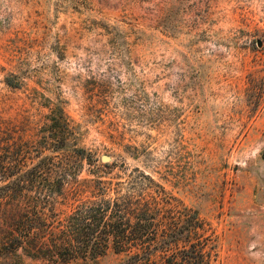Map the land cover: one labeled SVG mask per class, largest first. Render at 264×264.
<instances>
[{
	"label": "rangeland",
	"instance_id": "374dc122",
	"mask_svg": "<svg viewBox=\"0 0 264 264\" xmlns=\"http://www.w3.org/2000/svg\"><path fill=\"white\" fill-rule=\"evenodd\" d=\"M13 140L17 170L86 159L51 251L0 264H264V0H0ZM28 204L0 198L1 243Z\"/></svg>",
	"mask_w": 264,
	"mask_h": 264
},
{
	"label": "trees",
	"instance_id": "16d2710c",
	"mask_svg": "<svg viewBox=\"0 0 264 264\" xmlns=\"http://www.w3.org/2000/svg\"><path fill=\"white\" fill-rule=\"evenodd\" d=\"M54 120L64 124L67 130L64 139H54L57 149L67 145L72 131L62 113L56 115ZM21 147L16 140L6 146L0 144V198L9 205L18 206L24 201L29 203V208L24 213H19L5 230L6 240L0 242V246L7 252H12L26 242L29 255L45 256L52 248L48 238L54 217L53 205L62 197L66 187L76 181L86 159L85 150L74 147L67 157L54 160L53 167L42 172L36 166L27 170L15 168L14 165L20 163L16 149ZM22 159L26 157L21 156Z\"/></svg>",
	"mask_w": 264,
	"mask_h": 264
},
{
	"label": "water",
	"instance_id": "95a60500",
	"mask_svg": "<svg viewBox=\"0 0 264 264\" xmlns=\"http://www.w3.org/2000/svg\"><path fill=\"white\" fill-rule=\"evenodd\" d=\"M260 43H261V41L260 40H257V44L259 45ZM101 160L107 161V160H109V157L107 155H102L101 156Z\"/></svg>",
	"mask_w": 264,
	"mask_h": 264
}]
</instances>
